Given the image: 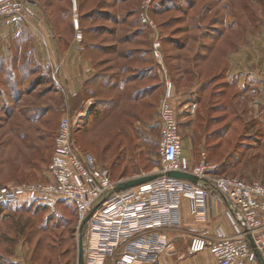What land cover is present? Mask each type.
I'll return each instance as SVG.
<instances>
[{"label": "rangeland", "instance_id": "1", "mask_svg": "<svg viewBox=\"0 0 264 264\" xmlns=\"http://www.w3.org/2000/svg\"><path fill=\"white\" fill-rule=\"evenodd\" d=\"M25 1L67 41L95 46L93 76L117 87L92 93L102 82L90 81L71 95L45 59L26 50L0 54L6 66L0 71V187L51 179L48 166L65 115L75 147L108 168L113 180L159 172L157 113L168 86L187 162L194 147L199 161L204 156L214 166L211 176L264 184V103L251 86L238 103L235 78L223 82L229 66L264 75V0ZM86 235L87 224L65 200L23 196L0 204V264H46L35 253L43 237L55 244L52 264H77L78 242L84 250Z\"/></svg>", "mask_w": 264, "mask_h": 264}, {"label": "built area", "instance_id": "2", "mask_svg": "<svg viewBox=\"0 0 264 264\" xmlns=\"http://www.w3.org/2000/svg\"><path fill=\"white\" fill-rule=\"evenodd\" d=\"M30 6L25 0H0V19L24 23L35 17ZM73 23L76 37L80 38L77 17ZM169 88L157 113L163 166L157 173L186 171L196 175L198 182L162 174L143 184L117 190V184L126 179L113 180L108 168L99 166L91 154L81 153L75 147L72 120L65 115L55 137V156L48 166L51 179L46 183L0 187V203L16 202L23 196L71 203L80 222L88 216L83 264H161L162 254L173 253L164 231L179 227L181 198L189 197L201 216H205L209 184L236 211L241 227L224 238L194 234L188 241V253L209 249L217 264H264V184L228 175L211 176L209 172L214 166L204 156L190 167L181 155L182 138L176 112L169 102ZM147 174L141 172L134 177Z\"/></svg>", "mask_w": 264, "mask_h": 264}, {"label": "crops", "instance_id": "3", "mask_svg": "<svg viewBox=\"0 0 264 264\" xmlns=\"http://www.w3.org/2000/svg\"><path fill=\"white\" fill-rule=\"evenodd\" d=\"M38 17L35 16L34 19L30 18L24 23L13 25L2 20L0 24H4L5 27L0 28V33L6 34V43L5 45L0 44V54L12 57L13 53L19 54L26 50L36 59H45L47 66L53 70L56 69L63 90L71 95H80L83 87L94 74L92 62L94 49L89 46L82 49L73 37L67 41L68 39H65L62 33H57L54 26H48L47 22ZM53 19L54 16L51 14L48 20ZM9 27L15 29H8ZM23 36L28 37L27 48H24V45L17 47L14 44L18 40L21 41ZM231 69L230 66L227 68V76L223 82H229L231 77L235 78L234 97L238 103L245 98L249 86L252 87L251 89H255V97H259L261 100L259 101L264 103V75H259L256 71H247L246 68L240 66H237V69L233 66ZM191 149L192 151L187 156L188 162L190 165H196L200 159V152H194V147ZM205 149H208V145L205 146ZM206 187L209 190V199L205 216H201L199 208L193 204L189 197L181 198L179 227L164 231L165 238L169 241V250H173V253L162 254L160 256L161 264H217L209 249L188 253L190 236L199 234L215 239L224 238L234 235L240 229L241 223L236 211L230 208L223 195L214 190L211 185L208 184ZM256 264L261 263L257 262Z\"/></svg>", "mask_w": 264, "mask_h": 264}, {"label": "trees", "instance_id": "4", "mask_svg": "<svg viewBox=\"0 0 264 264\" xmlns=\"http://www.w3.org/2000/svg\"><path fill=\"white\" fill-rule=\"evenodd\" d=\"M81 21L83 20V17H85L84 16V14H81ZM24 42H28L29 43V41H28V37L26 36H23V39L21 40V41H16V43H14V44H16V46L17 47H20L22 44H24ZM27 43V44H28ZM86 47H88V46H86ZM89 47H91L92 49H96L95 48V46H89ZM94 54H92V61H93V59H95V57H94V55L96 54V52L94 51L93 52ZM28 57H30V56H28ZM94 57V58H93ZM26 59H28V60H31L30 58H26ZM25 59V60H26ZM14 62L13 61H11V64H13ZM5 63L1 60L0 61V71H2L3 69H5ZM9 67V66H8ZM14 67V66H13ZM106 77H104V79L103 78H100V77H97V76H93L90 80H89V82L90 81H93V82H95V81H97L98 80V82L99 83H101L102 82V84H99V87L98 88H96V89H93V91H92V93H96V92H98V89H101L102 91L104 90V89H108V90H111V91H113V89H115L117 86L114 84V85H112V83H110V82H106ZM103 81H104V83H103ZM89 82H87L86 84H88ZM85 84V85H86ZM85 87V86H84ZM222 89V88H221ZM100 90V91H101ZM99 91V92H100ZM117 95V99H118V96L120 95L119 93L118 94H116ZM133 98H134V96H133ZM97 111H94V113H96ZM90 139L91 140H93L91 137H90ZM106 148V147H105ZM69 203V202H68ZM0 204H3V203H0ZM4 204H8V203H4ZM71 204V203H70ZM73 206V205H72ZM73 209L75 210V207L73 206ZM54 227V226H53ZM42 228H43V231L45 230V231H48V229L47 228H49L48 226H42ZM52 228V227H51ZM46 237H43L42 239H40V240H37V242H36V248H35V253L37 254V258H40L41 257V260H43L44 261V263H46V264H52L53 263V261H54V254H53V251L55 250V248H52L51 246H53V245H55V244H51V245H48V242H47V244H46V240H44ZM60 241H62V240H58V243L60 242ZM56 243V242H55ZM46 246V247H45ZM44 250L45 251H47V252H50V255H51V257L50 256H48L47 255V253L46 254H43L44 253Z\"/></svg>", "mask_w": 264, "mask_h": 264}, {"label": "water", "instance_id": "5", "mask_svg": "<svg viewBox=\"0 0 264 264\" xmlns=\"http://www.w3.org/2000/svg\"><path fill=\"white\" fill-rule=\"evenodd\" d=\"M162 174H164L168 177L177 178V179H184V180H188V181H191L194 183L198 182V180H199V178L196 175H194L190 172L181 171V170H168L165 173H149V174L144 175V176L129 178L125 181L119 182L116 186V189L117 190H123L125 188L134 187V186L143 184L145 182H148L152 179H155V178L161 176ZM87 217L84 219V222L87 220ZM77 264H83V246H82V239L81 238L78 242Z\"/></svg>", "mask_w": 264, "mask_h": 264}]
</instances>
